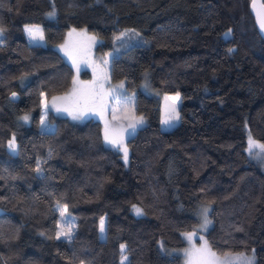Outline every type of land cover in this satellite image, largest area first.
I'll use <instances>...</instances> for the list:
<instances>
[{
  "label": "trees",
  "instance_id": "obj_1",
  "mask_svg": "<svg viewBox=\"0 0 264 264\" xmlns=\"http://www.w3.org/2000/svg\"><path fill=\"white\" fill-rule=\"evenodd\" d=\"M250 3L0 0V264H122L125 255L127 264H184L169 247L201 231L203 205L216 253L254 252L264 264V167L247 150L249 133L264 143V38ZM27 26L41 27L47 44ZM72 28L100 38L110 82L135 94L116 116L147 118L126 141L127 160L97 115L51 109L54 129L41 127L43 97L73 88L74 68L54 46ZM146 72L157 94L141 89ZM166 94L181 96L171 129ZM69 226L71 238L60 235Z\"/></svg>",
  "mask_w": 264,
  "mask_h": 264
},
{
  "label": "rangeland",
  "instance_id": "obj_2",
  "mask_svg": "<svg viewBox=\"0 0 264 264\" xmlns=\"http://www.w3.org/2000/svg\"><path fill=\"white\" fill-rule=\"evenodd\" d=\"M28 28H39L41 31V27L38 26H27L26 32L29 35L27 29ZM43 33V31H42ZM71 33V35H69ZM226 34L230 35V31H228ZM228 35V36H229ZM0 35V41H1ZM32 41L34 42H41L42 44H47L46 39L43 37L42 40L36 41L32 39V37L29 35ZM91 37H94L95 40L90 39ZM101 42L100 38L95 35L94 33L89 32L87 29H77L72 28L69 29L67 32V35L65 39L59 43L54 45L69 61L75 71V77L74 81H76V84H73L72 90L68 94L64 95H57L54 97H43V109H42V115H41V127L46 130H53L54 126L47 122V112L49 110H54L60 114L70 116L73 118L72 113H78L82 115H87L89 112L90 116H96L99 119H105L108 118V116L111 117L113 115V109H115V116L118 113H121L122 111L126 109H130L132 104L135 101V94L132 96H126V86L124 81H120L117 83H111L108 85V87L105 86L106 80L109 79V73H110V63H111V57L112 53H108L103 60H99L96 58V47ZM75 61V63H73ZM106 61V63H105ZM77 66L79 67V71H77ZM90 71L91 78L86 79L84 76V72ZM123 84L122 89H118L117 86ZM102 85V87H100ZM141 89L146 92L147 94L154 95L157 94V91L153 88L151 85V82L149 80V74L148 72L145 73ZM86 92H92L94 95L90 96L86 101L82 99V96ZM117 96L118 99L114 100L113 97L110 99L109 96L111 95ZM165 97H177L175 101L169 99L165 100ZM54 98H57L55 100V106H54ZM64 98V99H61ZM131 98V103H127L128 99ZM97 99V100H96ZM181 102V96L180 94H166L163 96V108L165 111L164 119L166 120L169 115H171V109L174 106L176 112H178V103ZM112 103V109L109 111V107ZM93 105V108H92ZM57 108H60L61 110H57ZM67 108V111H64L63 109ZM130 111V110H129ZM24 116H28V120L25 121L22 119L25 123H30V115L24 114ZM22 117V118H23ZM79 118V119H81ZM120 119L125 120V125L127 124H135V129L132 128L133 133L126 132V128L122 131H110L111 139L122 141V144H113L109 140L108 144H113L114 146L118 147L119 150L123 151V148H127V139L133 135L139 128L146 125L147 118L143 115H140L138 117H131V114L125 113L119 116ZM146 119V120H145ZM142 120V123L139 121ZM180 121V116L178 120H172L169 123H164V129H171L174 126H176ZM107 129L109 131V127L107 126ZM250 134V133H249ZM248 134V138H249ZM252 139L258 142L259 144H264L262 141L257 140L251 135ZM11 142L16 143L15 139H12ZM13 150V149H12ZM15 150V149H14ZM248 150V148H247ZM260 150L258 148H254L253 152L250 154L248 151L249 156L254 159L258 160L262 163V166L264 167V154L256 155ZM207 208V220L209 223L205 226L204 225V209ZM210 209L211 206L209 205H203L198 213V216L200 218V230L201 231H194L186 233L184 238L186 241V245L183 247H169V252L174 254H179L183 257L184 264H189V260L185 255L186 250H189L191 248H207L209 253H214L215 257H210L212 259L213 264H247V261H251V264L256 263V257L255 253H231L227 255H221L216 253L209 245L205 232L208 230V228L211 226V218H210ZM3 209L0 207V212H2ZM104 221V231L101 232V235L103 238L105 237V219H102ZM191 235L192 239L189 240L187 237ZM205 242L206 245H205ZM163 250L165 249L162 248ZM127 259L125 260L124 257L121 260L122 264H127L129 261L128 255ZM243 258H247V261Z\"/></svg>",
  "mask_w": 264,
  "mask_h": 264
},
{
  "label": "snow or ice",
  "instance_id": "obj_3",
  "mask_svg": "<svg viewBox=\"0 0 264 264\" xmlns=\"http://www.w3.org/2000/svg\"><path fill=\"white\" fill-rule=\"evenodd\" d=\"M262 26H264V23H262ZM29 35L32 37L33 40H37V39H40L42 40L43 39V33L42 31L39 29V28H28L27 29ZM3 34V30L0 29V35ZM127 33H122L121 36H118L116 37V39H121V37L123 35H126ZM69 35H71V33H69ZM229 34H226V38ZM90 39L92 40H95L94 37H91ZM73 63H75V61H73ZM106 63V61H105ZM77 71H79V67L77 66ZM73 84L75 85L76 84V81H73ZM100 87H102V85H100ZM118 89H122L123 88V84H120L117 86ZM94 95V93L92 92H86L84 93V95L82 96V99L83 100H87L90 96ZM57 98H54V106H55V100ZM61 99H64V98H61ZM113 99L114 100H117L118 97L117 96H113ZM173 100L175 101L177 99V97H165V100ZM131 98L128 99L127 103H131ZM57 110H61L60 108H57ZM64 111H67L68 109L65 108L63 109ZM113 113H115V109H113ZM73 115V119H79L81 118V114H78V113H72ZM115 114H113V119H115ZM22 119H24L25 121H27L29 118L28 116H24ZM179 119V114L176 112L175 110V107L173 106L172 109H171V115H169V117L165 120V123H169L170 121L172 120H178ZM140 123H142V120L139 121ZM41 123H43V121H41ZM129 127L135 129V124H130ZM14 139V138H13ZM105 139L106 140H109L111 143L113 144H122V141H117V140H114V139H111L109 137V134H108V129L106 127L105 129ZM9 147L12 148L13 150L15 149V144L14 142H10L9 143ZM254 148H258L260 151L258 153H256V155H261V154H264V144H259L258 142H256L255 140L252 139L251 137V134H249V138H248V151L249 153L251 154L253 152V149ZM123 151H124V159L127 160V148L124 147L123 148ZM37 171L39 172L40 169L37 168ZM141 209H136V212L137 214H141ZM207 211L208 209L205 208L204 209V225L206 226L209 221L207 220ZM65 212H67V206H63L60 210V214L61 216L63 217ZM100 230L101 232L104 231V221L101 220L100 221ZM71 234H72V228L71 226H69L67 229H64L61 231L60 235H64L68 238H71ZM187 239L191 240L192 239V236L189 235L187 237ZM207 242H205V245H206ZM125 248V245H121V251L123 252ZM185 255L186 257L188 258L189 260V264H213V261L212 259H210V257H215V254L214 253H209L207 248H200V249H197V248H191L189 250H186L185 252ZM124 259L126 260L127 259V256H124ZM247 261V258H243ZM247 264H251V261H247Z\"/></svg>",
  "mask_w": 264,
  "mask_h": 264
},
{
  "label": "water",
  "instance_id": "obj_4",
  "mask_svg": "<svg viewBox=\"0 0 264 264\" xmlns=\"http://www.w3.org/2000/svg\"><path fill=\"white\" fill-rule=\"evenodd\" d=\"M250 7L254 15L256 25L264 38V26H262V23H264V0H251ZM118 36H121V34L114 36L111 42L117 40L116 37ZM11 98L15 101L18 100L17 93H12Z\"/></svg>",
  "mask_w": 264,
  "mask_h": 264
},
{
  "label": "crops",
  "instance_id": "obj_5",
  "mask_svg": "<svg viewBox=\"0 0 264 264\" xmlns=\"http://www.w3.org/2000/svg\"><path fill=\"white\" fill-rule=\"evenodd\" d=\"M110 79V78H109ZM106 80L105 82V86L108 87L109 84H111L112 82H110V80ZM114 95L112 94L110 97V99L113 97ZM112 109V103H111V106L109 107V111ZM114 114V113H113ZM116 118L113 119V115L108 116V118H105V119H102L103 123H104V126L105 127H109V131H108V134H109V137L111 138V135H110V131L111 130H114V131H123L124 128H126V132L127 134L128 133H133V130L131 127H129L130 124H127L125 125V118L124 119H120L119 117L115 116ZM106 129V128H105Z\"/></svg>",
  "mask_w": 264,
  "mask_h": 264
}]
</instances>
